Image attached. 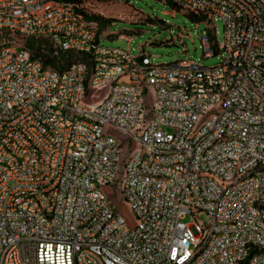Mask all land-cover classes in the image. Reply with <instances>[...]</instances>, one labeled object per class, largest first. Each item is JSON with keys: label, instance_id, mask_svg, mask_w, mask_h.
I'll use <instances>...</instances> for the list:
<instances>
[{"label": "built area", "instance_id": "built-area-1", "mask_svg": "<svg viewBox=\"0 0 264 264\" xmlns=\"http://www.w3.org/2000/svg\"><path fill=\"white\" fill-rule=\"evenodd\" d=\"M100 1L0 0V264H264V0H161L212 67L103 46Z\"/></svg>", "mask_w": 264, "mask_h": 264}, {"label": "rangeland", "instance_id": "rangeland-1", "mask_svg": "<svg viewBox=\"0 0 264 264\" xmlns=\"http://www.w3.org/2000/svg\"><path fill=\"white\" fill-rule=\"evenodd\" d=\"M92 13L109 22L102 27L107 34L100 39L106 47L127 49L137 55L139 48L153 64H165L189 58L205 67L215 66L221 52L203 58L200 37L207 31L206 22L179 10L170 2L161 0H101L90 7ZM214 38L217 45L223 40V25L214 21ZM119 210L129 226L134 224L130 209L121 203ZM208 223L205 215L201 217Z\"/></svg>", "mask_w": 264, "mask_h": 264}, {"label": "trees", "instance_id": "trees-1", "mask_svg": "<svg viewBox=\"0 0 264 264\" xmlns=\"http://www.w3.org/2000/svg\"><path fill=\"white\" fill-rule=\"evenodd\" d=\"M188 15H190L192 17L191 14H188ZM93 18H95L99 22L100 29L102 27H104L109 22V20H106L105 18H103L102 16H99V15H93ZM192 18H194V17H192Z\"/></svg>", "mask_w": 264, "mask_h": 264}]
</instances>
